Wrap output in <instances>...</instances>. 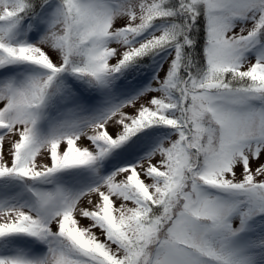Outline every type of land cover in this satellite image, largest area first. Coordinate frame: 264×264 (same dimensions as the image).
Here are the masks:
<instances>
[{
	"label": "snow or ice",
	"instance_id": "snow-or-ice-1",
	"mask_svg": "<svg viewBox=\"0 0 264 264\" xmlns=\"http://www.w3.org/2000/svg\"><path fill=\"white\" fill-rule=\"evenodd\" d=\"M0 264H264V0H0Z\"/></svg>",
	"mask_w": 264,
	"mask_h": 264
}]
</instances>
